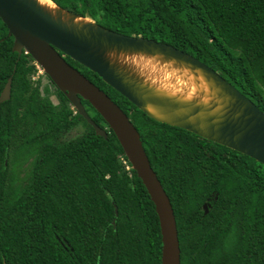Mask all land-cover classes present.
<instances>
[{
	"label": "trees",
	"instance_id": "16d2710c",
	"mask_svg": "<svg viewBox=\"0 0 264 264\" xmlns=\"http://www.w3.org/2000/svg\"><path fill=\"white\" fill-rule=\"evenodd\" d=\"M128 35L168 43L218 71L264 112V0H52ZM0 18V264H162L152 198L102 115L80 114ZM141 134L171 199L181 264H264V164L157 121L69 56ZM45 75L54 87L40 89ZM79 125L82 134L64 140ZM29 162L23 182L16 172ZM209 203L208 212L204 204ZM116 209L118 213H116Z\"/></svg>",
	"mask_w": 264,
	"mask_h": 264
},
{
	"label": "water",
	"instance_id": "95a60500",
	"mask_svg": "<svg viewBox=\"0 0 264 264\" xmlns=\"http://www.w3.org/2000/svg\"><path fill=\"white\" fill-rule=\"evenodd\" d=\"M0 18L13 51L29 53L80 113L105 138L108 132L82 99L102 115L146 186L159 216L162 264H181L177 220L167 194L127 113L66 60L97 73L151 118L184 128L264 164V112L218 71L168 43L128 35L52 0H0ZM12 76L0 95L11 96ZM209 203L204 204L208 212ZM116 213L118 210L116 209Z\"/></svg>",
	"mask_w": 264,
	"mask_h": 264
},
{
	"label": "rangeland",
	"instance_id": "374dc122",
	"mask_svg": "<svg viewBox=\"0 0 264 264\" xmlns=\"http://www.w3.org/2000/svg\"><path fill=\"white\" fill-rule=\"evenodd\" d=\"M42 83H41V87L40 89L43 91L44 90V87L45 86H48L52 89L51 91V100L56 104L58 103V98L56 96V94H54V87L52 86L50 80L47 78V76L43 75L42 77ZM84 126L83 125H79L78 127H75L74 129H72L70 132H68L67 134H65L64 136V140H68V139H71L72 137H75L77 135H80L83 133L84 131ZM13 169H18L17 172H16V182H15V185L16 184H20L23 182V179H25L26 175H27V172L29 170V162H26L22 165L21 168H19L18 166H16L15 168Z\"/></svg>",
	"mask_w": 264,
	"mask_h": 264
},
{
	"label": "built area",
	"instance_id": "2783aa9c",
	"mask_svg": "<svg viewBox=\"0 0 264 264\" xmlns=\"http://www.w3.org/2000/svg\"><path fill=\"white\" fill-rule=\"evenodd\" d=\"M36 65H37V68H38V73H37L36 76H34V78L39 77L41 74L44 73L43 69L37 63H36Z\"/></svg>",
	"mask_w": 264,
	"mask_h": 264
},
{
	"label": "clouds",
	"instance_id": "9594fccd",
	"mask_svg": "<svg viewBox=\"0 0 264 264\" xmlns=\"http://www.w3.org/2000/svg\"><path fill=\"white\" fill-rule=\"evenodd\" d=\"M45 73V72H44ZM75 113H77V111L75 110Z\"/></svg>",
	"mask_w": 264,
	"mask_h": 264
},
{
	"label": "bare ground",
	"instance_id": "6f19581e",
	"mask_svg": "<svg viewBox=\"0 0 264 264\" xmlns=\"http://www.w3.org/2000/svg\"><path fill=\"white\" fill-rule=\"evenodd\" d=\"M44 1H46V0H44Z\"/></svg>",
	"mask_w": 264,
	"mask_h": 264
}]
</instances>
